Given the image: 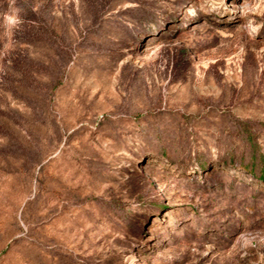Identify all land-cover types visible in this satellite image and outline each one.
Here are the masks:
<instances>
[{
  "label": "rangeland",
  "instance_id": "374dc122",
  "mask_svg": "<svg viewBox=\"0 0 264 264\" xmlns=\"http://www.w3.org/2000/svg\"><path fill=\"white\" fill-rule=\"evenodd\" d=\"M0 264H264V0H0Z\"/></svg>",
  "mask_w": 264,
  "mask_h": 264
}]
</instances>
